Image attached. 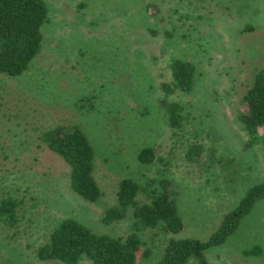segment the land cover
<instances>
[{"label":"rangeland","instance_id":"rangeland-1","mask_svg":"<svg viewBox=\"0 0 264 264\" xmlns=\"http://www.w3.org/2000/svg\"><path fill=\"white\" fill-rule=\"evenodd\" d=\"M43 1L38 54L21 74L0 73V200L16 203L14 225L0 219V264H64L35 251L68 218L96 234L131 233L129 206L125 217L102 222L121 179L136 184L138 203L168 183L182 220L175 235L160 226L138 231L147 255L137 254L135 264H156L171 236L206 240L245 190L264 180L263 144L235 118L252 72L264 66V0ZM184 33L202 36L199 54L180 39ZM173 59L194 65L190 92L171 80ZM172 105L181 108L177 127L167 119ZM57 126L78 128L91 145L96 201L71 191L68 166L41 140ZM143 148L153 152L149 163L136 159ZM203 257L205 264H264V198Z\"/></svg>","mask_w":264,"mask_h":264},{"label":"trees","instance_id":"trees-1","mask_svg":"<svg viewBox=\"0 0 264 264\" xmlns=\"http://www.w3.org/2000/svg\"><path fill=\"white\" fill-rule=\"evenodd\" d=\"M46 18L47 8L43 0H0L1 74L14 77L27 69L39 52L41 27ZM189 36L188 33L179 35L199 54L202 50V36H190L192 40ZM210 40L211 36L203 44L206 45ZM233 53H238V49ZM169 70L171 80L179 91L190 92L193 83L195 88V68L191 62L173 59ZM204 87H207L206 83ZM238 103L236 120L249 138L261 141L264 150V66L252 72L250 82L238 98ZM179 109L177 105L168 108L167 119L171 126L181 124ZM41 140L48 150L59 155L68 166L71 191L88 202L99 199L100 190L93 177V149L84 133L78 128L64 129L57 126L42 133ZM136 159L141 163H149L153 159V152L150 148L140 149ZM168 187L169 184L164 183L162 191L151 198L147 197L148 202L138 203L134 200L136 184L129 179L119 180L115 204L106 209L102 222L111 223L125 217V209L129 206L131 233L123 238L96 234L68 218L49 233L48 241L36 249L35 256L42 261L56 260L64 264H77L82 258L92 264H135L137 254L147 255L146 250H141L138 231L160 226L165 232L175 235L182 230V220ZM261 198H264V180L245 190L236 206L222 215L206 240L168 238L156 264H185L189 258L205 264L204 250L221 244L232 234L251 206ZM15 207V201L10 198L0 200V219L9 226L16 222Z\"/></svg>","mask_w":264,"mask_h":264}]
</instances>
